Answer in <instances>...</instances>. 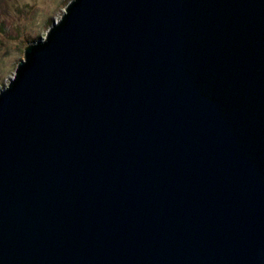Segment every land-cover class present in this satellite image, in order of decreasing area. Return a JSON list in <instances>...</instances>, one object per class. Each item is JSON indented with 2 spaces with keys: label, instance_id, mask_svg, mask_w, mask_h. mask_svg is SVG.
Instances as JSON below:
<instances>
[{
  "label": "water",
  "instance_id": "1",
  "mask_svg": "<svg viewBox=\"0 0 264 264\" xmlns=\"http://www.w3.org/2000/svg\"><path fill=\"white\" fill-rule=\"evenodd\" d=\"M0 264H264V0H71L26 44Z\"/></svg>",
  "mask_w": 264,
  "mask_h": 264
},
{
  "label": "rangeland",
  "instance_id": "2",
  "mask_svg": "<svg viewBox=\"0 0 264 264\" xmlns=\"http://www.w3.org/2000/svg\"><path fill=\"white\" fill-rule=\"evenodd\" d=\"M71 0H0V91L24 59L26 44L45 39Z\"/></svg>",
  "mask_w": 264,
  "mask_h": 264
}]
</instances>
